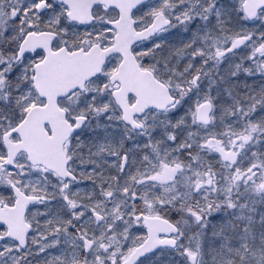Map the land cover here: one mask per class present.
Segmentation results:
<instances>
[{"label": "snow or ice", "instance_id": "obj_1", "mask_svg": "<svg viewBox=\"0 0 264 264\" xmlns=\"http://www.w3.org/2000/svg\"><path fill=\"white\" fill-rule=\"evenodd\" d=\"M0 264H264V0H0Z\"/></svg>", "mask_w": 264, "mask_h": 264}]
</instances>
